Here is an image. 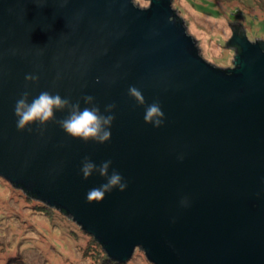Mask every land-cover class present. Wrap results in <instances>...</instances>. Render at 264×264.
<instances>
[{"label": "water", "instance_id": "water-1", "mask_svg": "<svg viewBox=\"0 0 264 264\" xmlns=\"http://www.w3.org/2000/svg\"><path fill=\"white\" fill-rule=\"evenodd\" d=\"M179 19L171 0H0V177L66 212L120 263L140 247L153 264H264V40L228 23L236 54L222 68ZM24 91L81 110L92 96L115 117L110 140L84 143L51 122L18 130ZM154 101L158 128L144 122ZM85 156L111 160L125 190L87 200L107 181L83 178Z\"/></svg>", "mask_w": 264, "mask_h": 264}, {"label": "rangeland", "instance_id": "rangeland-1", "mask_svg": "<svg viewBox=\"0 0 264 264\" xmlns=\"http://www.w3.org/2000/svg\"><path fill=\"white\" fill-rule=\"evenodd\" d=\"M141 8L150 0H133ZM171 7L195 39L199 54L215 66L234 67L226 41L228 23H240L250 40H264V0H171ZM0 177V264H153L140 247L115 263L77 221Z\"/></svg>", "mask_w": 264, "mask_h": 264}, {"label": "clouds", "instance_id": "clouds-1", "mask_svg": "<svg viewBox=\"0 0 264 264\" xmlns=\"http://www.w3.org/2000/svg\"><path fill=\"white\" fill-rule=\"evenodd\" d=\"M25 80L36 82L38 77L26 75ZM29 95L28 91H24L15 104L14 113L17 117L16 126L18 130L31 133V125L37 124L38 127L42 128L51 122L58 124L67 136L73 139L78 138L84 143L92 141L103 144L110 140V128L115 117L111 114H101L100 108L94 103L92 96L82 97L84 103L89 107H84L81 110L79 101L73 103L70 98H61L59 94L52 95L47 91H43L32 99L31 103L28 102ZM128 95L134 99L137 105L143 106L145 104L144 96L136 87H129ZM114 108L115 104H109L105 106L104 111L112 113ZM64 110L68 112L67 117L57 120L55 112ZM163 117L164 114L158 101H154L145 109L144 122L146 124L150 123L153 127L158 128L163 124ZM81 163L80 171L83 178L87 179L93 172H98L107 181L98 188L90 189L86 194L87 200H95L99 203L103 200L105 194L111 192L114 188L119 191L125 190L127 185L122 182V176L115 169H113L111 175L108 174L111 160L104 161L97 167L85 156Z\"/></svg>", "mask_w": 264, "mask_h": 264}, {"label": "trees", "instance_id": "trees-1", "mask_svg": "<svg viewBox=\"0 0 264 264\" xmlns=\"http://www.w3.org/2000/svg\"><path fill=\"white\" fill-rule=\"evenodd\" d=\"M177 17V16H176ZM178 18V17H177ZM179 19V18H178ZM179 20H181V18L179 19ZM233 31H235L234 33H237V34H240V35H243V34H245V30H243V29H241L240 28V24L236 27V28H233ZM236 51H238V49L236 50ZM16 187H19V188H21L19 185H15ZM22 189V188H21ZM26 192V191H25ZM26 194H29L30 196H33L29 191H27L26 192ZM34 197V196H33ZM45 206H40L39 205V208H41V209H47V208H50V207H53V206H49V205H47L46 203H44V202H42ZM55 208V207H54ZM61 212H63V213H66V212H64V211H61ZM67 214V213H66ZM115 263H118L116 260H114V259H112Z\"/></svg>", "mask_w": 264, "mask_h": 264}, {"label": "flooded vegetation", "instance_id": "flooded-vegetation-1", "mask_svg": "<svg viewBox=\"0 0 264 264\" xmlns=\"http://www.w3.org/2000/svg\"><path fill=\"white\" fill-rule=\"evenodd\" d=\"M234 32H235V31H234ZM233 34H234V33H233ZM231 47H232V48H233V50L235 51V47H234L233 45H232Z\"/></svg>", "mask_w": 264, "mask_h": 264}]
</instances>
